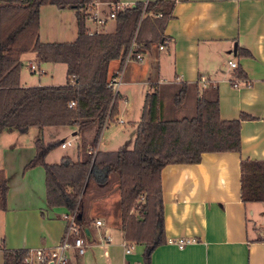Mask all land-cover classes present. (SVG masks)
<instances>
[{"label":"crops","instance_id":"crops-1","mask_svg":"<svg viewBox=\"0 0 264 264\" xmlns=\"http://www.w3.org/2000/svg\"><path fill=\"white\" fill-rule=\"evenodd\" d=\"M94 1L108 8L112 4L111 0ZM137 1L149 0H119V3L128 5ZM173 1L174 16L165 31L170 38L168 44L159 48V54L149 57L145 52V59L148 56L152 62L139 74L137 68L136 71L125 68L122 73L118 91L123 104L118 100V121L132 107L134 87L140 89L144 102L154 84H167V97L171 98V93L183 82L198 83L201 90L217 88L223 119H236L242 113L250 118L241 123L240 151L205 152L198 163H171L162 169L169 242L154 250L151 264H264V201L244 202L241 198V160H264V0ZM56 7L63 12L70 9ZM42 11L41 8L40 28ZM240 48L252 55H241ZM230 61H236L243 69L245 77L252 81L250 86H233L235 70ZM119 65V59L110 63L111 76ZM20 84L28 86L21 79ZM121 86L124 87L120 89ZM192 92L194 104L196 90ZM57 127L32 126L25 132L0 134V168L5 170L9 185L8 208L0 210V264L5 262V249L53 246L64 234L69 210L48 204L44 167L25 168L36 155L35 144L41 137L47 142H60L47 155L55 148L60 151L50 163L60 162L63 156L78 159V153L75 156L60 150L69 147L63 148L62 142L73 139H54ZM65 127H69L70 133L76 129L79 138L76 126ZM111 148L116 147L102 149L98 142L99 150H115ZM84 197L92 240L87 239L85 254L74 251L79 264H145V244L137 243L131 252L125 251L117 182L106 186L93 184ZM97 220L103 224L97 225ZM107 234L110 240L106 239ZM180 238L195 241L180 247L175 241Z\"/></svg>","mask_w":264,"mask_h":264},{"label":"trees","instance_id":"trees-1","mask_svg":"<svg viewBox=\"0 0 264 264\" xmlns=\"http://www.w3.org/2000/svg\"><path fill=\"white\" fill-rule=\"evenodd\" d=\"M94 0H0V134L25 132L30 127L76 126L79 134L77 160L63 156L47 161L48 153L60 143L36 141V155L26 169L41 165L46 171L47 201L76 211L77 222L88 226L85 192L91 184L117 182L119 210L128 244L143 243L145 264H151L154 250L169 242L161 171L171 163H198L205 152L241 150V123L250 118L223 119L217 88L200 89L198 83H181L171 93L176 111L196 90L194 114L165 115L167 84H154L145 95L138 133L132 149L99 150L94 153L109 120L118 115L117 94L109 87L110 63L119 59L121 70L126 53L136 40L138 50L148 52L165 42L166 26L173 18V0L137 1L116 10L114 31L88 34L80 10ZM117 4L119 0H111ZM76 8L78 36L73 42H42L40 13L45 4ZM36 52L39 61L65 62L67 80L60 85L22 86L21 55ZM241 55L251 52L240 48ZM233 77L247 78L239 66ZM233 82V80H232ZM252 82V81H251ZM72 102L74 105L71 106ZM182 111V110H181ZM93 130L87 135L89 130ZM9 185L0 168V210H7ZM241 198L244 202L264 201V160H241ZM26 249L4 250V264H25Z\"/></svg>","mask_w":264,"mask_h":264},{"label":"rangeland","instance_id":"rangeland-1","mask_svg":"<svg viewBox=\"0 0 264 264\" xmlns=\"http://www.w3.org/2000/svg\"><path fill=\"white\" fill-rule=\"evenodd\" d=\"M108 1V0H107ZM67 9V11H59L54 4L48 3L45 6H42V25L39 30V39L42 42H73L78 36L79 32V18L77 14L76 8ZM108 6L106 4H99L98 12L101 14L106 13ZM106 9V10H105ZM109 9V8H108ZM86 24L90 26H94L92 22L86 20ZM115 20L110 19L106 23L103 28L104 31L111 32L115 30ZM155 50L148 51V56L150 54H159V48L157 45L155 46ZM144 61L136 63L135 61H131L127 63L125 68L126 70H130L133 68L136 71L138 69V74L141 69L144 70L146 64H151L152 60L149 57ZM149 59V60H148ZM147 60V61H146ZM21 61V76L23 84L28 86L30 85H60L64 84L67 80V65L65 62H42L39 61L37 54L33 50H29L24 52L20 58ZM30 62H33L37 69L33 70L30 68ZM113 62V61H112ZM111 62V64H112ZM124 68V69H125ZM123 69V72H124ZM45 71V72H44ZM125 77H123L124 79ZM124 86H121L122 89ZM123 98V96H122ZM119 99V102L122 100ZM130 102H132V107H129V112L124 111L122 113V118L125 123H120L118 121V116H115L114 119L109 120L103 128L99 139V145L103 149H110V147H116L111 149H132L135 143L134 134L137 135L139 128V119L142 113L143 106V95L140 92V89L134 87V94L131 98ZM193 92L186 97L183 108L179 112L176 111V105L174 103V99L171 97H167L164 101L163 111L166 116L171 117L173 113L174 116L184 117L191 116L194 114V105L193 104ZM123 104V100L121 102ZM138 120V121H137ZM57 138H72L74 141V145L69 146L67 149H60L65 153H70L73 155H77L80 153L78 149L79 139L76 134H72V132H76V129H73L72 132H68L69 127L58 126ZM66 128V129H63ZM93 130H89L87 135H90ZM120 140L117 142V140ZM121 143V144H118ZM60 153L59 149L55 148L49 156L47 160L52 162V159ZM92 184V183H91ZM89 185L91 188L92 185ZM117 187V185H115ZM115 208V206H113ZM75 250H70V261L69 264H79V257L76 256Z\"/></svg>","mask_w":264,"mask_h":264},{"label":"built area","instance_id":"built-area-1","mask_svg":"<svg viewBox=\"0 0 264 264\" xmlns=\"http://www.w3.org/2000/svg\"><path fill=\"white\" fill-rule=\"evenodd\" d=\"M99 2L93 1L92 3H89L88 5L84 6L80 10V14L82 17V22L84 23L85 28L87 29L88 34H94L96 32H100L101 28L108 22L110 19L116 18V10L126 7L127 5L117 3L111 4V7H109L108 11L104 14H101L98 12ZM130 5V4H128ZM86 20L93 23L94 26H90L86 24ZM170 38L167 37L165 42L160 44L159 48L163 49L168 44ZM140 44L134 40L129 47L125 60L124 65L121 70H116V76L113 77L109 82V87L114 91L115 94H117L118 87L121 83L122 73L123 69L127 65V63L131 61H144L145 59V52L139 51L138 47ZM230 65L233 69H236L238 67V64L236 61H230ZM30 68L33 70L37 69V66L30 62ZM233 86L240 87L243 85L250 86L252 84L251 80L248 78H240V77H234L233 79ZM202 83L206 85V80L202 78ZM74 105V102H72L71 106ZM120 122L123 123L124 120L120 119ZM74 145L73 140H67L65 142L61 143V146L63 148ZM97 148L94 149V153H96ZM66 227L64 234L56 245L53 246H37V247H31L26 249V255L24 257V263L25 264H69L70 261V250H75L78 254L83 255L87 251L89 241L87 240L85 236V231L82 226H80L77 222L76 218V211L69 212L66 214ZM97 225L103 224L102 220L96 221ZM106 239L110 240L111 237L107 234ZM176 243L180 247L186 246V244L195 241V239H188V238H180L178 240H175ZM136 243L128 244L126 241L124 243L125 251L127 253L131 252Z\"/></svg>","mask_w":264,"mask_h":264},{"label":"water","instance_id":"water-1","mask_svg":"<svg viewBox=\"0 0 264 264\" xmlns=\"http://www.w3.org/2000/svg\"><path fill=\"white\" fill-rule=\"evenodd\" d=\"M234 48H237V43H235ZM74 133L76 134L77 132H74ZM84 231H85V233H86L87 239H88L89 241H91V240H92V235H91V232H90V228H89V226H86V227L84 228Z\"/></svg>","mask_w":264,"mask_h":264}]
</instances>
